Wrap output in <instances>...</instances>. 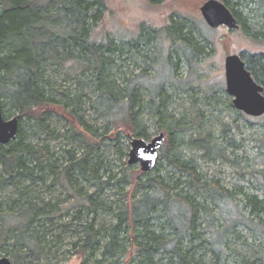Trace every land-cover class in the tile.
Listing matches in <instances>:
<instances>
[{
	"label": "trees",
	"instance_id": "1",
	"mask_svg": "<svg viewBox=\"0 0 264 264\" xmlns=\"http://www.w3.org/2000/svg\"><path fill=\"white\" fill-rule=\"evenodd\" d=\"M222 1L233 11L240 23L239 29L245 35L257 40L264 39V19L259 27L255 24L252 26L248 17L242 15L235 6L243 0ZM250 1L257 2L258 13L264 15V0ZM107 9L106 0H0V99H4L1 102L3 107L9 106L19 113L16 137L9 143L0 145V183L33 178L37 169L42 173L37 177L45 183L48 174L58 173L59 177L55 182L66 180L74 184L73 182L78 181L70 174L73 169L83 178L100 183L99 172L103 162L97 158L94 162L90 160L96 150L93 145L98 143L90 142L86 155L80 159L73 150H67L70 165L59 170V160L49 146L27 141L20 125L23 116H30L39 120L36 123L39 131L49 132L43 128L45 116L36 112L37 108H50L60 102L47 88L49 64L61 66L73 77L90 73V83L95 89L92 106L104 115L108 124L130 127L135 137L147 138L148 131L140 119L148 108L152 109L161 128L171 125L167 133L169 141L162 155L168 157L169 164L185 180L173 182L176 172L166 177L148 173L144 181L140 180L141 192L132 202L131 209L127 204L122 205L117 212L115 224L105 226L102 230H96L93 223H87L74 245L92 255L100 251L103 257L126 253L128 247H132L131 252L138 257L133 264H208V261L220 264L221 257L232 249L225 241L227 230L212 229L210 236L203 238L201 244L196 241L200 239V233L197 232L199 213L211 216V210L205 201H210L217 207L224 218H230L232 224L242 222L245 226L261 227L264 231V199L242 187L233 190L224 186L219 179H207L202 175L196 159L183 157L181 148L186 144L189 148L201 150L202 156L207 160L222 158L234 161L226 155V151L229 147L237 146L235 141L227 139L225 143H218L210 133L205 132H198L186 140L181 137V119H177L168 110L171 96L166 90V83L175 81V71L179 67L178 57L185 58L191 66H199L198 58L206 53V46L196 39L193 28L186 21H175L173 17L164 29L141 25L132 39L117 37L107 28ZM200 32L204 40H212L207 32ZM150 37L156 42L152 43ZM167 38L171 42V48L169 54H165L162 59L163 69L155 68V76L150 75L148 69H140L136 74H125L124 84L118 81L116 74L124 73L118 61L123 59L129 48L130 52L134 51L145 59L148 52H145L143 46L149 45L153 49L157 47L159 52V41L161 44ZM121 40L124 44H119ZM176 57L177 62L174 60ZM158 59H161L160 56ZM150 60L155 67L156 61ZM245 61L254 78L264 86V55H254ZM63 96L65 107L69 108L66 112L68 117L77 118L83 95L65 92ZM261 116L264 122V114L254 117ZM78 120L87 129H91L81 116H78ZM76 134L86 139L82 133ZM48 135L51 137L52 133L49 132ZM120 181L127 182L128 179ZM182 183L194 192L193 196L183 194V188L180 187ZM260 188L264 190V179L260 180ZM197 195H202L205 201H198ZM238 195L243 197L238 198ZM85 200L91 204L88 207L90 211L95 212L100 205L92 195L87 194ZM87 205L85 201L81 202L80 209ZM46 207L54 209L56 205L47 203ZM44 209L46 208L21 204L20 216L19 213H1L0 237L6 239L7 231H19L16 243L25 249L35 247V235L30 233L27 224L34 214ZM242 209H247L249 215L242 214ZM79 212L82 213L81 210ZM8 216L12 220H19V224L8 222ZM163 217L174 228L173 238H170L171 234L164 232ZM131 225L135 228L132 240L128 235ZM123 234L125 237L121 236ZM186 235L187 239L184 237ZM103 238L106 240H102ZM205 243L210 245L209 249L215 259L206 258L208 249L201 252ZM258 261L264 264L263 258ZM102 262L103 260H98V264Z\"/></svg>",
	"mask_w": 264,
	"mask_h": 264
},
{
	"label": "rangeland",
	"instance_id": "2",
	"mask_svg": "<svg viewBox=\"0 0 264 264\" xmlns=\"http://www.w3.org/2000/svg\"><path fill=\"white\" fill-rule=\"evenodd\" d=\"M106 1L108 4L106 25L117 37L132 39L141 25L164 29L172 17L175 21H186L187 25L193 28L196 39L206 46V53L198 58L199 66L196 67L194 64L191 66L185 58L178 57L179 67L175 71V81L166 83V90L171 96L168 110L177 119H181L183 124V129L180 131L181 137L186 140L198 132H205L210 133L218 143H225L227 139L235 141L237 146L229 147L226 155L236 162L222 158L207 160L202 156L201 150L189 148L186 144L181 148L183 157L196 159L202 175L207 179H219L224 186L233 190L236 187H242L245 191L255 193L264 199V190L260 188V180L264 179L263 118L249 116L234 106L233 96L226 89L225 76V58L228 54H240L244 60L251 59L254 55H264V39H253L240 29L231 30L226 26L212 30L200 10L206 0ZM235 6L242 15L248 17L252 26L255 24L259 27L264 15L261 16L258 13L257 2L243 0ZM201 30L211 35L212 40H204ZM150 38L152 43L156 42L152 37ZM119 44L124 43L121 40ZM143 47L145 52H148L145 59L134 51L130 52L128 47L129 51L124 54L123 59L118 61L120 69L124 72L116 74L121 84L125 83V74L128 76L131 73H138L140 69H148L150 75L155 76V68H164L162 59L165 54H169L170 40L167 38L161 44L159 41V52L157 47L154 49L149 45ZM158 56L161 59H158ZM150 59L156 61L155 67L151 65ZM174 60L177 62V57ZM47 74L49 93L56 96L60 102L58 101L59 103H55L56 106L50 108L47 106L37 108L36 112L45 116L44 124L47 127L43 124V128L48 129L52 136L48 135L49 132L39 131L36 126L38 119L23 116L20 125L25 138L35 145L47 144L59 160V170L70 165V155L67 150H73L76 157L80 159L86 155L90 142L98 143L93 145L96 150L93 152L94 157L90 160L94 162L97 158L103 162L99 172L100 183L94 179L83 178L75 171L76 169L70 172L71 176L78 181L73 182L75 185L67 182L63 177L61 179L64 181L55 182L59 177L58 173L48 174L45 183L37 177L42 174L38 169L33 178L0 183V214L12 212L19 213L20 216L21 204L32 205L34 208H46L34 214L27 224L30 233L35 235V247L23 248L16 243L19 231L14 230L9 233L7 231L6 239L0 237V256L10 257L15 264H98V260H103L102 264H110L114 261H116L114 264H133L138 257L131 252L132 247H128L126 253L116 254L114 257H103L100 251L93 255L89 251H82L80 247L74 245V242L83 234L82 231L87 223H93L96 230L114 225L117 212L121 210L122 205L127 204L131 209L132 202L141 192L140 180L144 181L149 174H160L166 177L176 172L169 164L168 157L162 155L169 141L167 133L171 125L161 128L152 109L146 108L142 113L140 120L148 131L146 140L150 141L161 131L166 134L164 144L159 150L156 167L150 171H144L140 163H129L131 143L135 137L132 129L114 123L108 124L104 115L92 106L91 102L95 97L94 86L90 83L92 75L86 73L75 77L69 76L61 66L50 64L47 66ZM65 92L83 95L77 118L70 119L66 113L69 108L65 107L63 96ZM144 93L148 98L146 90ZM3 101L4 99H0V103ZM3 110L7 119L19 115L18 111L9 106L3 107ZM78 116H81L91 129H87L84 123L81 124ZM77 132L82 133L86 139L79 137ZM123 178H127L128 181L121 182ZM173 180V182L183 181L185 178L177 171L174 173ZM180 187L183 188V194L190 196L194 194L184 183ZM87 194L92 195V198L97 200V204H100L95 212L88 210L91 204L85 200ZM237 197L242 198L243 195ZM197 200L205 201L202 195H197ZM83 201L88 205L80 209ZM47 203L55 204L56 207L47 208ZM205 203L211 210L212 217L204 216V212L199 213L197 232L200 233L198 237L200 239H196L197 244H201L203 238L210 236L212 229H224L227 230L225 241L232 249L221 257L220 264L248 262L260 264L259 258L264 259V231L261 227H248L242 222L232 224L231 219L229 218V221L224 218L210 201ZM241 212L245 216L249 215L247 209H242ZM2 218L3 216L1 220ZM7 218L8 222H13L14 225L19 224L17 223L19 220H12L10 216ZM162 220L164 232L171 234L170 238H173L174 228L167 222L166 217ZM129 228L128 235L132 240L135 228L132 225ZM121 236L125 237L124 234ZM184 237L188 238L187 235ZM209 246L205 243L200 249L201 252L208 249L206 257L208 260L214 258ZM208 264H212L211 261H208Z\"/></svg>",
	"mask_w": 264,
	"mask_h": 264
},
{
	"label": "water",
	"instance_id": "3",
	"mask_svg": "<svg viewBox=\"0 0 264 264\" xmlns=\"http://www.w3.org/2000/svg\"><path fill=\"white\" fill-rule=\"evenodd\" d=\"M206 23L213 27L226 26L231 30L240 28V23L233 11L222 0H206L201 8ZM226 89L233 96L234 106L253 116L264 114V86L252 75L240 54H228L225 58ZM19 130L17 116L7 119L0 103V145L14 139ZM165 132L161 131L150 141L143 137H133L129 163H140L144 171L153 169L159 157V150L165 141ZM0 264H15L6 255L0 256Z\"/></svg>",
	"mask_w": 264,
	"mask_h": 264
},
{
	"label": "flooded vegetation",
	"instance_id": "4",
	"mask_svg": "<svg viewBox=\"0 0 264 264\" xmlns=\"http://www.w3.org/2000/svg\"><path fill=\"white\" fill-rule=\"evenodd\" d=\"M224 26V25H223Z\"/></svg>",
	"mask_w": 264,
	"mask_h": 264
}]
</instances>
